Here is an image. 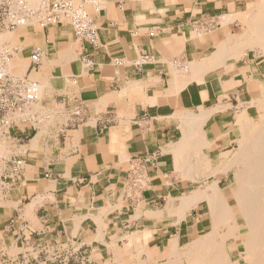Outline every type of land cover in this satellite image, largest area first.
I'll use <instances>...</instances> for the list:
<instances>
[{"label": "crops", "instance_id": "1", "mask_svg": "<svg viewBox=\"0 0 264 264\" xmlns=\"http://www.w3.org/2000/svg\"><path fill=\"white\" fill-rule=\"evenodd\" d=\"M250 2H79L88 34L48 22L0 42L10 72L39 85L4 144L23 164L0 191V260L55 264L44 250L81 248L92 264H164L176 239L182 249L192 228H209L199 215L189 224L194 207L179 219L174 205L206 177L186 169L218 168L242 136L238 117L260 115L264 55L236 57L232 45ZM209 17L213 27L192 26Z\"/></svg>", "mask_w": 264, "mask_h": 264}, {"label": "bare ground", "instance_id": "2", "mask_svg": "<svg viewBox=\"0 0 264 264\" xmlns=\"http://www.w3.org/2000/svg\"><path fill=\"white\" fill-rule=\"evenodd\" d=\"M257 7L259 13L252 15L247 30L240 34L238 42L232 44L236 57L243 55L246 47H254L264 53V0ZM15 8L21 13L16 16L17 23L27 24L42 21L52 6L48 0H16ZM9 31H0V42L10 39ZM259 107L258 121H244L238 117L237 126L242 131V136L238 137V148L232 158L212 171L214 175L219 171L233 170L232 199H227L216 180L210 183L209 190L197 188L176 199L175 213L179 219H184L186 212L199 202L205 204L210 216L209 228L198 233L189 243L190 248L183 253L174 246L176 239L172 258L164 264H184L183 255L187 264H264V95L259 100ZM186 170L185 175L195 179L191 166ZM242 227H245L243 232ZM241 236L243 250L233 255L228 244H234Z\"/></svg>", "mask_w": 264, "mask_h": 264}, {"label": "built area", "instance_id": "3", "mask_svg": "<svg viewBox=\"0 0 264 264\" xmlns=\"http://www.w3.org/2000/svg\"><path fill=\"white\" fill-rule=\"evenodd\" d=\"M82 3L96 4V0H81ZM16 2H14L15 4ZM52 6L51 11L46 14V22H38L43 25L48 22L70 24L77 36L88 34L93 28V22L89 13L81 7V3L75 4L74 0H48ZM12 0H0V31L4 29L13 30L18 25L16 16L21 15L20 11L14 8ZM98 9V8H97ZM17 11V12H16ZM216 19L209 17L205 20H195L192 26L195 29L211 28L215 25ZM38 26V25H36ZM11 54L6 49H0V191L8 184V178L18 177L22 170L21 159H7L4 152V144L7 139L9 128L14 124V118L17 114L26 108V106L37 100L39 95V85L28 76L17 77L7 68ZM39 49L31 54L34 64L38 63ZM34 65L30 69H33ZM7 163L11 166V174L5 176ZM135 185L138 184V174L134 172ZM49 253V257L56 260L55 264H92L89 256L81 248L68 250L63 255L57 250ZM28 264V261L25 262ZM38 264H49V260L44 258Z\"/></svg>", "mask_w": 264, "mask_h": 264}, {"label": "rangeland", "instance_id": "4", "mask_svg": "<svg viewBox=\"0 0 264 264\" xmlns=\"http://www.w3.org/2000/svg\"><path fill=\"white\" fill-rule=\"evenodd\" d=\"M23 1L25 2V0H23ZM260 1L261 0H251V2L248 5L249 7H251V6L253 7L251 9L253 16L257 15L259 13V8L257 7V5L260 3ZM12 2L14 4V2H16V0H12ZM74 2H75V4H79V2H81V0H74ZM15 5H16V3L14 4V8H15ZM18 7H19V5H18ZM237 20H238L237 21L238 26L235 25V31H238L241 28V27H239L240 24L244 25L242 20H240V19H237ZM46 21H47V16L45 15V18L42 20V22H46ZM36 25H39L38 22H36V23L35 22L34 23H27V24H18V26L14 30H11L9 32L12 33L13 31H15V30H17L19 28H25L27 26H36ZM246 48L250 49L249 53L251 55H253V54L254 55H264V53H262V51L257 49V48H254V47H246ZM8 67H10V65H8ZM259 117L260 116L255 117V118H253V120L254 121H258V120H260ZM237 122H238V120H237ZM237 148H238V142L232 148V152H230L231 155L229 156V158H228V155H227V157L225 159H223V161H222L220 166H222L223 163L227 162L230 158H232V155L236 151ZM212 171L213 170L197 172V171L193 170V174L195 175V179H196V176H198L199 174H204V176H206V177H205V179H203L199 183L200 185L198 187H195V188L191 189L190 192L195 190V189H197V188L198 189H205L206 188L207 190H209L208 186L210 185V183L212 184L213 181L216 180L218 182V184H219V187L225 192V195H226L227 199L231 200L232 199L231 190L234 187L233 170H227L225 172L224 171H219L218 173L216 172L214 175H212ZM195 172H196L197 175L195 174ZM205 207H206V205L203 204V203H200L198 206H194V208L192 207L193 208L192 212L188 213L189 224L193 223L192 222L193 221L192 218H196L199 215V216H201V220H202L203 224L205 225V229H207L209 227V222L208 221H209V217L210 216H209V213L207 212ZM189 211H190V209H189ZM203 224L201 223V225H200V230L201 231L204 229V225ZM194 228H192L193 232L190 235L191 239H189V241L186 242L187 244L185 243L184 245L181 246L182 249H180V251H182V253L184 251H187L190 248V244L189 243L192 241L193 238H195L198 235V233H196V232L194 233ZM243 231H245V227L241 228V232H243ZM242 240H243V237L241 236L236 242H234V244L233 243H229L228 244L230 246V251H231V253H233V255H237L238 254V250H243ZM182 263L187 264L184 255L182 256ZM0 264H11V263L6 258H3V259L0 260Z\"/></svg>", "mask_w": 264, "mask_h": 264}]
</instances>
